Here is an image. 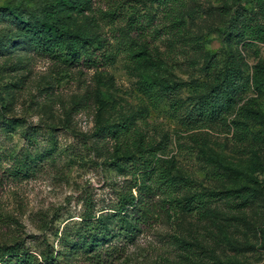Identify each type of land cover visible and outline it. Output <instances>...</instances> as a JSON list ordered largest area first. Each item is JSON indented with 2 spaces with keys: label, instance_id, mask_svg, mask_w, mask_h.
<instances>
[{
  "label": "rangeland",
  "instance_id": "1",
  "mask_svg": "<svg viewBox=\"0 0 264 264\" xmlns=\"http://www.w3.org/2000/svg\"><path fill=\"white\" fill-rule=\"evenodd\" d=\"M106 1L0 0V243L18 238L38 253L48 242L59 264H86L84 252L110 243L126 249L113 264H264L259 3L116 0L144 26L138 35L106 16ZM39 38L54 55L76 46L99 59L105 40L108 58L99 70L69 68ZM190 81H225L236 102L186 128V108L173 110L160 84L183 100ZM150 149L158 161L143 181L154 208L134 232L117 206L125 180L135 183V160L124 159ZM240 187L254 198L235 208ZM199 194L204 218L184 205Z\"/></svg>",
  "mask_w": 264,
  "mask_h": 264
},
{
  "label": "trees",
  "instance_id": "2",
  "mask_svg": "<svg viewBox=\"0 0 264 264\" xmlns=\"http://www.w3.org/2000/svg\"><path fill=\"white\" fill-rule=\"evenodd\" d=\"M259 3L260 11L264 16V0H257ZM106 16L111 21H117L123 23L127 27L128 32H135L138 35L144 34V26L140 23L139 19L135 17L134 12H128L127 9L121 5L116 0L106 1ZM258 34H263L264 37V27H258ZM42 33H40V36ZM34 39V38H33ZM45 39V38H44ZM40 48L43 52H49V54L55 56L54 58L59 60L62 64L67 67H74L82 64L88 69L99 70V68L105 66L106 57L108 58V51H106L105 40L100 42V47L98 50L104 48V53L102 58L99 59L100 55H97L95 51L91 55H83V51L79 47L71 46L65 53H60L54 55L50 48H47L43 41L39 38ZM85 57L81 59V57ZM140 56V55H137ZM80 61H82L80 63ZM228 78V75L225 76ZM148 84H145V87ZM144 90L149 91L150 88L147 87ZM188 89L192 92L183 100L175 99V92H177V85L170 86L169 83H161V91L171 97L170 107L173 110H178L186 108L185 114V126L189 129L199 128L200 124L204 122H211L220 115L228 112L236 102L235 89L233 87L227 86L225 81L215 83L211 87L207 88V85L203 82L197 83L195 81H190L187 84ZM194 92L199 93V97L193 95ZM121 128L126 130L127 133L130 132V125H122ZM135 131V129H133ZM145 151V152H143ZM137 159H134L135 155L125 157V163L129 164L130 161L135 160V166L132 165L130 168L133 169V176L135 183L132 180L128 183L125 180V185L123 194L120 199L117 200V206L119 211L128 217H130V222L133 225L134 232L142 230L144 226H150L149 219L152 208L154 204L151 202L152 199L149 192H145L146 185L143 181V175L153 169L154 164L158 161L155 153L150 150H138ZM121 159L117 166H120ZM141 162V163H139ZM255 170V169H253ZM142 177V182L138 184L139 177ZM140 177V178H141ZM140 180V179H139ZM170 182V180H166ZM174 183L173 181H171ZM143 183V185L141 184ZM136 188V193L132 192L133 188ZM143 187V188H142ZM239 196V202L236 201L235 208L246 207L254 198L253 189L249 187H240L231 191V196ZM226 197H229V192H226ZM196 198L191 197L185 200L184 205L190 211H196L201 218H204L208 213L206 207V201L203 200L202 195H197V201L193 205V200ZM170 200H161V204L165 202L168 203ZM170 206H179L180 202L178 200H172ZM239 203V204H238ZM170 208V207H169ZM125 234H130L128 230H125ZM126 253L124 245L118 243H110L102 248L92 247L89 252H84L80 259L86 264H113L118 262L123 258ZM60 253L55 252L52 245L46 242L44 248L40 249L38 253H34L28 250L25 243L18 238H13L8 241L0 243V264H59ZM231 263V261H230Z\"/></svg>",
  "mask_w": 264,
  "mask_h": 264
}]
</instances>
